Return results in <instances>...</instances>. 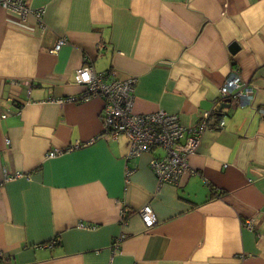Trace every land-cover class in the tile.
I'll use <instances>...</instances> for the list:
<instances>
[{
  "label": "crops",
  "instance_id": "0c3cea01",
  "mask_svg": "<svg viewBox=\"0 0 264 264\" xmlns=\"http://www.w3.org/2000/svg\"><path fill=\"white\" fill-rule=\"evenodd\" d=\"M25 2L45 8L43 26L0 6V264H264V0ZM86 63L134 77L136 113L224 118L177 185L157 182L149 153L126 159L100 98L73 100ZM234 71L252 100L215 105ZM76 141L86 145L66 150ZM53 148L63 152L47 157Z\"/></svg>",
  "mask_w": 264,
  "mask_h": 264
},
{
  "label": "built area",
  "instance_id": "2783aa9c",
  "mask_svg": "<svg viewBox=\"0 0 264 264\" xmlns=\"http://www.w3.org/2000/svg\"><path fill=\"white\" fill-rule=\"evenodd\" d=\"M0 6L17 14L21 20L32 16L43 26L44 7L32 8L25 0H0ZM65 43V36L58 37L52 51L56 52ZM75 81L83 84L86 90L80 98L72 99L100 98L103 102L100 111L103 131L110 133L112 137L120 133L128 137L127 160L142 153H149L148 163L159 184L168 182L177 185L181 174L188 169V156L195 152L204 132L220 129L225 124L223 117L210 121L214 112L212 108L201 112L197 120L189 126H183L177 114L163 109L136 113L132 108L136 79L120 78L116 71H96L89 63L77 68ZM227 98L237 106H244L253 98L252 88L242 82L235 71L230 72L219 87V97L215 105L221 104ZM261 111L264 113V110ZM5 114L6 112L1 116ZM83 145L86 143L76 141L66 147V150ZM62 152V148H53L46 156L54 157ZM132 172L133 169L127 166L125 169L127 179ZM123 210L120 211V221L125 224ZM137 213L146 228L156 224V214L149 204L142 206ZM248 226L250 229L253 228L252 225ZM122 237L123 235L115 238L113 245L117 246Z\"/></svg>",
  "mask_w": 264,
  "mask_h": 264
},
{
  "label": "water",
  "instance_id": "95a60500",
  "mask_svg": "<svg viewBox=\"0 0 264 264\" xmlns=\"http://www.w3.org/2000/svg\"><path fill=\"white\" fill-rule=\"evenodd\" d=\"M239 49V46L237 43L233 42L232 44H230V47H229V50L231 53H235L237 50ZM234 106V107H237V104L235 103H232L230 101V99H225V101H223V106L226 107V108H229L230 106Z\"/></svg>",
  "mask_w": 264,
  "mask_h": 264
},
{
  "label": "trees",
  "instance_id": "16d2710c",
  "mask_svg": "<svg viewBox=\"0 0 264 264\" xmlns=\"http://www.w3.org/2000/svg\"><path fill=\"white\" fill-rule=\"evenodd\" d=\"M105 71H108V72H109V71H116V70L113 69V68H109V69H107V70H105ZM1 258H2V257L0 256V260H1Z\"/></svg>",
  "mask_w": 264,
  "mask_h": 264
}]
</instances>
